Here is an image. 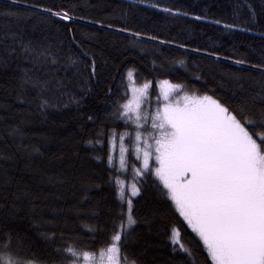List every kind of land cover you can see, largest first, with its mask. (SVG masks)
<instances>
[{"label":"trees","instance_id":"16d2710c","mask_svg":"<svg viewBox=\"0 0 264 264\" xmlns=\"http://www.w3.org/2000/svg\"><path fill=\"white\" fill-rule=\"evenodd\" d=\"M21 42L47 50L57 63H51L52 56L25 59ZM12 47L17 54L7 57ZM0 54L8 61L0 64V230L18 237L28 258L61 264L64 253L58 249L91 244L90 229H105L95 236L97 242L105 239L117 219L119 201L109 184L107 149L101 152L100 145L86 141L94 139L89 134L94 129L124 128L119 121L105 122L113 112L111 100L128 91V69H134L136 84L153 81V101L155 83L170 79L230 107L240 106L264 85V72L253 67L264 65V0H0ZM93 59L96 74L90 78L91 68L85 65ZM24 69L33 81L47 82L43 92L23 83ZM85 81L90 92L82 106L68 103L63 94L79 98ZM42 97L56 106L42 113ZM88 115L95 116V125ZM101 155L103 160L96 159ZM128 157L131 161V153ZM128 175L127 170L120 178ZM154 182L147 176L138 183V223L128 239L130 251L143 264H206L199 237ZM173 228L180 234L176 251L170 240ZM180 243L193 256L180 250Z\"/></svg>","mask_w":264,"mask_h":264},{"label":"snow or ice","instance_id":"6c2138e0","mask_svg":"<svg viewBox=\"0 0 264 264\" xmlns=\"http://www.w3.org/2000/svg\"><path fill=\"white\" fill-rule=\"evenodd\" d=\"M54 15L64 20L71 19L66 12ZM252 16H255L254 10ZM225 27L231 29L237 25ZM20 48V55L25 59L31 58L33 62L40 57L47 59L52 56L45 49L37 51L31 42H21ZM16 54V48L12 47L6 56ZM6 56L0 54V64L5 66L8 62ZM69 62L76 63L71 58ZM51 63H57L54 56ZM179 63L183 65L182 60ZM235 63L243 64L245 61L237 60ZM85 66L91 68L90 78L94 77L95 59ZM253 67L264 72V65ZM23 71V83H31L43 92L47 82L33 81L28 75L29 70ZM133 72L134 69H128L129 80ZM234 78L240 79L238 76ZM156 83L158 91L154 101L150 95L153 81H146L139 88L132 87L130 98L125 91L120 98L111 100L109 89L113 112L105 123L123 121L125 131L118 132L116 128L106 126L94 129L89 133L94 139L86 143L100 145L101 152L107 149L109 184L114 185L119 201L117 219L113 220L108 230L110 235L105 239L99 242L95 239V236L104 234L105 229H90L94 237L91 244L83 247L69 244L62 250L58 249L64 253L61 264H143L139 256L130 251L128 239L133 225L138 223L134 207V198L141 195L138 183L147 176L155 177L158 183L154 182V186L159 195L170 201L174 210L199 237L207 253L206 264H264V85L260 92L250 95L240 106L233 108L212 95L193 92L186 83H173L170 79ZM82 91L84 95L79 98L74 94L63 95L68 96V103L80 107L84 96L90 92L87 81ZM121 100L125 102L121 103ZM68 103L63 106L67 107ZM55 106L48 99L42 97L40 100L42 113ZM87 121L94 125L97 123L94 115H88ZM129 128L132 130L128 131ZM126 137L132 144V154L139 166L130 164L126 158L130 154L125 147ZM117 142L119 168L115 167L113 155ZM33 151L39 152V148ZM96 159L103 160L104 156ZM129 167L132 171L130 185L126 179L120 178L121 170L127 172ZM112 170L117 173L115 176L111 175ZM179 236V230L173 228L170 236L173 251L177 250L175 245ZM18 241L19 238L10 231L0 230V264H39L35 257L28 258L22 252ZM179 249L193 256V251L185 244L180 243Z\"/></svg>","mask_w":264,"mask_h":264},{"label":"rangeland","instance_id":"374dc122","mask_svg":"<svg viewBox=\"0 0 264 264\" xmlns=\"http://www.w3.org/2000/svg\"><path fill=\"white\" fill-rule=\"evenodd\" d=\"M163 80V79H162ZM158 82V81H157ZM143 84H136L133 79L131 80H128V95H129V98L131 97V92H130V89L132 87H137L139 88L140 86H142ZM155 88H156V91H158V87H157V83H155ZM121 123H123V121H119ZM128 131H131L132 128H129L127 129ZM118 132H123L125 131V127L121 130H117ZM125 147H127L129 149V152L131 153V158L132 160L130 161L129 157L127 156L126 158L128 159L129 163L132 164V163H136L137 166H139V164L136 162L135 160V156L134 154H132L133 152V148H132V144L131 142L129 141V139L126 137L125 138ZM114 157H115V167L116 168H119V142H117V146H116V150L115 152L113 153ZM126 172H124L123 170H121V174H125ZM128 179H126L128 181V184L130 185L132 183V171H131V168L129 167L128 169Z\"/></svg>","mask_w":264,"mask_h":264}]
</instances>
